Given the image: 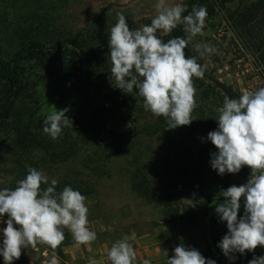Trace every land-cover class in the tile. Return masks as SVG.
Returning a JSON list of instances; mask_svg holds the SVG:
<instances>
[{
    "label": "clouds",
    "instance_id": "1",
    "mask_svg": "<svg viewBox=\"0 0 264 264\" xmlns=\"http://www.w3.org/2000/svg\"><path fill=\"white\" fill-rule=\"evenodd\" d=\"M154 7L156 15L151 23L135 29H130L122 12L116 13V23L107 29L108 61L115 87L125 94L138 90L144 110L155 117H164L167 129H176L195 120L192 113L199 105L193 78L204 79L206 71V66L198 63V57L214 53L216 48L208 43H193L197 35L204 34L208 16L205 6L193 5L189 11L187 4L157 0ZM179 26L184 35L167 41L161 38ZM190 44L198 56H186L185 49ZM68 111L56 109L48 114L43 132L55 140L65 127L73 128L72 119L66 115ZM216 111L218 127L207 135L218 150L211 154V168L221 176L237 174L244 166L251 169L247 183L222 190L223 203L212 202L228 229L217 246L234 261L236 253L243 255L258 246L264 247V87L243 91L239 98L224 95L223 105ZM57 183L55 179L49 181L42 170L29 167L14 189H0V217L5 214L8 217L0 245L4 264H13L20 259L22 249H35L38 244L57 249L65 240L64 229L70 231L77 246L89 245L97 239L96 232L88 227L86 197L70 186L57 192ZM242 197L244 214L238 216ZM135 240V232L117 239L107 252L108 261L135 264L137 253L132 243ZM164 252L167 264H216L198 249L183 243L174 248L171 258L167 250ZM50 264H58L57 259H51ZM89 264L97 261L89 257ZM142 264L151 261L144 259ZM248 264H264V256L253 257Z\"/></svg>",
    "mask_w": 264,
    "mask_h": 264
},
{
    "label": "rangeland",
    "instance_id": "2",
    "mask_svg": "<svg viewBox=\"0 0 264 264\" xmlns=\"http://www.w3.org/2000/svg\"><path fill=\"white\" fill-rule=\"evenodd\" d=\"M186 1L205 6L208 12L204 34L197 35L193 43H208L216 48V52L198 57V63L206 66V71L204 79L193 78L199 105L192 113L195 120L188 126L167 129L166 119L146 112L143 99L137 94L130 106L132 115L128 117L124 114L110 124V129L116 135L123 134L129 142L124 151L108 156L103 171L94 173L89 167L82 169L67 164L53 176L67 175L71 177L69 182H73L72 173H80L78 178L82 187L89 191L80 192L88 202V216H109L114 224L120 226L125 220H150L153 225L162 222L168 225L172 235L182 237L191 247L205 253L207 246L202 234L203 225L207 230L211 228L216 235H225L228 231L226 222L221 221L215 211L216 206L208 202L232 185L247 183L251 173V169L244 166L237 174L225 173L221 176L211 168V154L218 150L207 135L217 129L216 109L223 105L217 92L221 90L220 86L230 87L240 95L243 91L264 87V65L260 55L264 49L259 50L264 46V16L258 15L243 31L239 29L237 16L250 0H168L173 4H185ZM156 3L157 0H75L58 9L55 16L57 23L69 32L107 31L116 23V13L122 12L130 29H135L155 17ZM187 6L188 10L192 7ZM187 49L191 56H198L191 44ZM108 52L105 50L101 57L108 60ZM36 74L33 97L39 108L37 117L46 118L60 109L56 104L52 80L39 70ZM111 84L116 86L112 77ZM139 168L156 190L167 189L168 194H172L170 192L174 187H182L190 180L197 185L188 193L186 189H175L176 207L163 209L140 198L132 190V174ZM217 189L219 193H215ZM243 200L242 197L238 216L244 214ZM164 216L169 217L167 222L171 224L165 223ZM186 216L197 219H187ZM64 233L65 240L57 249L41 244L35 249H22L20 259L13 263L50 264L51 259L55 258L58 264H65L63 248L70 238L67 229H64ZM2 241L3 233L0 234V245ZM235 255L236 260L230 261L224 256L219 264H248L253 257L264 256V247L258 246L252 252Z\"/></svg>",
    "mask_w": 264,
    "mask_h": 264
},
{
    "label": "trees",
    "instance_id": "3",
    "mask_svg": "<svg viewBox=\"0 0 264 264\" xmlns=\"http://www.w3.org/2000/svg\"><path fill=\"white\" fill-rule=\"evenodd\" d=\"M71 1L75 0H0V189H14L16 182L27 175V169L33 167L42 170L49 181H58L57 192L70 185L79 192H89L82 187L80 173H72L73 182H69L71 177L67 175L57 178L53 175L67 164L89 167L94 173L103 171L108 156L129 146L126 137L116 135L110 124L124 114L132 115L130 106L138 90L125 94L112 86L110 61L101 57L105 50L109 51L107 31L69 32L57 23L56 11ZM249 2L237 16L239 29L243 31L258 15L264 16V0ZM185 4L197 6L196 2ZM182 35L179 26L161 38L167 41ZM185 53L191 56L187 48ZM260 55L264 65V51ZM38 70L52 80L57 107L68 108L66 115L73 121V128L65 127L55 140L43 132L45 118L37 117L39 108L33 89ZM220 87L217 94L221 100L224 95L239 98L240 94L230 87ZM132 176V190L163 209L176 207L175 189H186L188 193L197 185L187 181L182 187H174L172 196L167 189L156 190L141 168ZM213 200L220 204L224 197L217 194ZM213 200L209 205H214ZM168 218L164 216L165 223L171 224ZM0 219L8 217L5 214ZM202 228L207 250L201 254L219 264L224 255L217 245L224 235H216L204 225ZM0 264H4L1 256Z\"/></svg>",
    "mask_w": 264,
    "mask_h": 264
},
{
    "label": "crops",
    "instance_id": "4",
    "mask_svg": "<svg viewBox=\"0 0 264 264\" xmlns=\"http://www.w3.org/2000/svg\"><path fill=\"white\" fill-rule=\"evenodd\" d=\"M87 203L85 201L86 206ZM88 221V227L96 232L97 239L89 245L77 246L67 229L70 242L63 248L65 264H89V257L94 258L97 264H111L107 252L112 244L124 236H131L133 232L136 234V240L132 241L137 253L135 264H142L144 259H149L151 264H167L164 250L171 258L179 244L191 247L182 237L172 235L168 225L162 222L153 225L150 220H125L120 226L114 224L109 216H88Z\"/></svg>",
    "mask_w": 264,
    "mask_h": 264
},
{
    "label": "built area",
    "instance_id": "5",
    "mask_svg": "<svg viewBox=\"0 0 264 264\" xmlns=\"http://www.w3.org/2000/svg\"><path fill=\"white\" fill-rule=\"evenodd\" d=\"M3 225H4V226H3ZM5 227H6V222H4V223L2 222L1 225H0V234L3 233L2 230H3V228H5ZM42 254L45 255V252H43Z\"/></svg>",
    "mask_w": 264,
    "mask_h": 264
}]
</instances>
